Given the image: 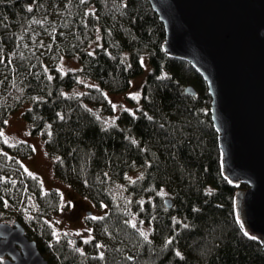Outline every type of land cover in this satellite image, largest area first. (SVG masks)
Wrapping results in <instances>:
<instances>
[{
    "label": "trees",
    "instance_id": "obj_1",
    "mask_svg": "<svg viewBox=\"0 0 264 264\" xmlns=\"http://www.w3.org/2000/svg\"><path fill=\"white\" fill-rule=\"evenodd\" d=\"M164 39L147 0H0V222L18 221L50 264H264L235 218L237 187L221 175L206 84L163 52ZM63 59L78 68L63 70ZM137 77L138 99L105 125V94ZM81 79L92 85L69 93ZM18 110L55 177L105 206L86 242L55 238L46 218L58 193L22 169L31 147L3 138Z\"/></svg>",
    "mask_w": 264,
    "mask_h": 264
},
{
    "label": "water",
    "instance_id": "obj_2",
    "mask_svg": "<svg viewBox=\"0 0 264 264\" xmlns=\"http://www.w3.org/2000/svg\"><path fill=\"white\" fill-rule=\"evenodd\" d=\"M147 1L164 27L163 52L206 84L221 175L237 187L235 218L264 253V0ZM184 92L196 95L192 85ZM0 260L50 264L18 221L0 222Z\"/></svg>",
    "mask_w": 264,
    "mask_h": 264
},
{
    "label": "rangeland",
    "instance_id": "obj_3",
    "mask_svg": "<svg viewBox=\"0 0 264 264\" xmlns=\"http://www.w3.org/2000/svg\"><path fill=\"white\" fill-rule=\"evenodd\" d=\"M78 66L75 59H63L60 62V67L63 70L77 69ZM148 71L149 67L145 64L142 75L145 76ZM141 84L142 78L137 77L131 81L130 87L125 93L105 94L113 106V114L102 115L95 109L105 125L113 124L114 117L122 109L130 107L132 99H138ZM90 85H92L91 81L81 79L80 83L69 93H81ZM21 112L22 110H18L9 115L6 127L3 128L1 134L7 143L24 142L31 147L30 155L19 160L22 169L26 174L38 179L43 192L55 190L58 193L59 208L46 218L53 229L55 238L60 239L68 235L78 239L79 243L86 242L90 238L92 220L104 215L106 208L104 205L95 204L87 197L78 194L55 177L53 159L48 156L43 139L41 136L32 137L29 135ZM68 240L71 244L74 243L71 237Z\"/></svg>",
    "mask_w": 264,
    "mask_h": 264
}]
</instances>
